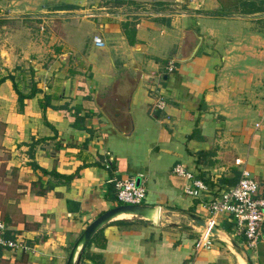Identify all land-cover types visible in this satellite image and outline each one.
Listing matches in <instances>:
<instances>
[{
	"label": "crops",
	"instance_id": "obj_1",
	"mask_svg": "<svg viewBox=\"0 0 264 264\" xmlns=\"http://www.w3.org/2000/svg\"><path fill=\"white\" fill-rule=\"evenodd\" d=\"M147 1L160 5L111 12L121 38L122 24L136 23L129 51L115 43L125 55L115 65L107 55L80 64L71 46H58L59 31L42 27L16 44L21 33L8 21L27 13L0 15V219L27 246L0 247V264H65L86 225L116 205L112 177L139 178L142 203L159 205L161 222L107 224L80 264H246L237 246L264 264V223L250 247L233 217L220 214L219 239L197 248L200 226L189 216L208 221V201L236 183L241 167L264 196V0ZM155 28L170 55L164 67L148 49ZM177 163L205 183L199 197L183 192Z\"/></svg>",
	"mask_w": 264,
	"mask_h": 264
},
{
	"label": "rangeland",
	"instance_id": "obj_2",
	"mask_svg": "<svg viewBox=\"0 0 264 264\" xmlns=\"http://www.w3.org/2000/svg\"><path fill=\"white\" fill-rule=\"evenodd\" d=\"M118 5H123V8L132 11L157 8L160 3L147 0H0V15L27 13L24 17L11 18L8 21L12 25L9 29L14 31L15 35L21 33L19 37L22 36V39H17L16 44L25 43L29 34L37 33L42 27L45 33L59 31L61 34H56L61 41L58 46L63 50H68V46H71L74 50L71 52L73 53L72 58L77 59L80 64L85 65V61L99 62L107 55L115 65V58L117 61L120 58L124 60L125 55L122 54V51L130 50L128 42L132 43L133 41L134 24H136L131 22L122 24V28L125 30V39L119 37L120 35H115V14L111 12H115ZM43 12H45L46 18L32 16L33 14H43ZM142 19L146 18L143 16L138 20ZM4 24H0V29L5 30ZM107 27L114 29L107 31ZM148 32L153 37V44L148 47L149 52L157 54L158 57L155 60H158L164 67V63L169 60L170 55L164 53L165 46L163 47L160 43L163 35L159 28ZM96 35L101 38V44L94 40ZM120 41L125 45V48L120 49L117 54L115 43H120ZM103 49H107V51L103 52ZM120 63L117 62V64ZM89 68L91 67L89 66ZM262 82L264 83V80ZM258 91L264 92L263 84L258 87ZM138 133V130L135 131L134 136Z\"/></svg>",
	"mask_w": 264,
	"mask_h": 264
},
{
	"label": "built area",
	"instance_id": "obj_3",
	"mask_svg": "<svg viewBox=\"0 0 264 264\" xmlns=\"http://www.w3.org/2000/svg\"><path fill=\"white\" fill-rule=\"evenodd\" d=\"M94 40L98 44L102 43L97 36H94ZM155 105L158 108H163L164 100L158 99ZM241 163V158L235 159V164ZM173 172L185 179L183 192L186 195L199 197L206 190L205 183L183 164H175ZM136 179V177H112L109 179L114 187L117 202L120 204H141L143 202L146 188L141 181L137 183ZM257 191V181L247 168L241 167L236 183L222 191L218 197L208 201L207 208L211 217L207 221V229L199 235L196 247H201L210 239V227L215 224L216 217L223 213L233 217L238 231L244 235L247 244L254 247L261 236V226L264 223V196H258ZM6 230L5 222L0 219V247L10 250L27 248L22 240L7 236Z\"/></svg>",
	"mask_w": 264,
	"mask_h": 264
},
{
	"label": "water",
	"instance_id": "obj_4",
	"mask_svg": "<svg viewBox=\"0 0 264 264\" xmlns=\"http://www.w3.org/2000/svg\"><path fill=\"white\" fill-rule=\"evenodd\" d=\"M137 183L140 182V179L137 178ZM193 221L199 224L200 230L195 231L194 228L184 222H171L168 223L172 226L179 227L188 231H195L199 235L207 229V221L201 219L198 216L189 215ZM123 219H138L141 221H146L151 225H158L161 222V207L157 204H118L113 206L112 208L103 211L99 215H97L94 219H92L86 227L82 230L80 235L77 237L75 242L73 243L66 263L65 264H80L83 256V252L88 246L92 237L104 226L109 223L123 220ZM209 238L219 239L218 229L215 225H212L209 230ZM231 243L235 246L233 241ZM241 252L240 255L244 259L246 264H254L249 253L243 248L237 246Z\"/></svg>",
	"mask_w": 264,
	"mask_h": 264
},
{
	"label": "trees",
	"instance_id": "obj_5",
	"mask_svg": "<svg viewBox=\"0 0 264 264\" xmlns=\"http://www.w3.org/2000/svg\"><path fill=\"white\" fill-rule=\"evenodd\" d=\"M33 92H34V91H33ZM24 96H26V95H22V94L19 93V100H22V99H23L22 97H24ZM112 186H113V185H112ZM109 199H111V200H113L114 202H116V205L120 204V203L117 202V200H116L115 191H114V195L109 196ZM144 222H146V221H144ZM114 223H115V222H114ZM146 223H148V222H146ZM91 241H92V240H91Z\"/></svg>",
	"mask_w": 264,
	"mask_h": 264
}]
</instances>
